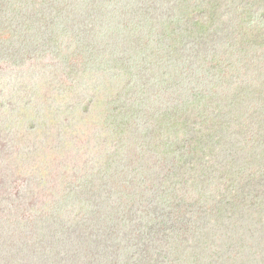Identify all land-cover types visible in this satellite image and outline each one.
Here are the masks:
<instances>
[{"label": "trees", "instance_id": "trees-1", "mask_svg": "<svg viewBox=\"0 0 264 264\" xmlns=\"http://www.w3.org/2000/svg\"><path fill=\"white\" fill-rule=\"evenodd\" d=\"M134 2L84 0L82 6L77 0H0V67H5V76L0 75V97L5 100L6 90L14 94L10 99L23 97V103L11 104L13 119L25 127V138L33 137L28 144L39 143L33 152L48 147L43 153L46 166L40 171L50 172L59 179L57 183L75 170L77 157L90 154L97 167L124 156L118 143L122 131L115 121L120 113L128 112L125 92H146L159 83L160 87L179 86L185 64H191L197 80L208 81L201 93H192L195 99L184 102L168 118L171 126L179 123L184 134L187 130L190 138L172 145L174 167L164 175L165 190L159 193L156 186L155 195L149 198L145 194L144 198L135 188L133 198L138 199L132 200V208L140 223L127 224L128 233L135 236L133 242L120 238V223L113 220L108 202L96 187L90 188L92 195L85 197V191L78 196L81 198L67 200L65 208L55 210L62 220L47 221L44 226L49 223L54 230H61L60 238L66 235L75 244L74 259H89L90 264H127L129 260L132 264L133 254L138 255L128 251L130 244L141 247L142 256L137 259L143 264H264V106L256 105L264 100V0ZM74 11L84 12L85 21L75 24L61 17V13L68 16ZM157 12L168 18L163 20ZM95 14L103 15L107 25L92 18ZM123 17L127 19L123 22L133 21L132 30L140 25L138 35L142 36L137 42L125 41L127 62L109 58L108 40L104 39L111 31L110 22L120 23ZM128 27L124 23L121 30ZM150 32L152 42L161 44L169 54L176 45H189L190 41L202 43L203 49L186 62L181 56L169 57L171 67L167 64L168 69L165 65L161 72L154 53L147 51L146 45L139 48V43L149 44L144 40ZM213 47L217 49L214 57ZM234 58L237 62L231 69L232 62L226 61ZM23 66L29 67L33 76H27ZM214 74L216 81L209 88ZM55 86L60 91L58 97L51 96L50 89ZM185 89L188 92L190 86ZM49 93L51 97L46 98ZM100 135L108 144L98 159L92 154ZM259 138L261 147L254 152ZM250 151L256 154L255 159L250 158ZM63 152L69 158L76 154L75 160L66 162ZM120 183L127 193L133 192L128 177ZM204 199L210 203L207 209ZM101 202L105 204L103 214ZM173 204L178 215L182 213L178 221L163 212ZM120 210L127 218L130 210L125 206ZM151 210L155 216L149 217ZM2 215L11 219L6 210ZM10 224L16 235L20 221ZM60 238L62 252L72 249ZM40 242L34 238L30 245ZM47 254L52 253L49 250ZM54 255L52 263L60 257ZM3 256V262L10 260L7 264H40L35 259L20 262L21 257L16 259L10 253ZM41 256V264H49Z\"/></svg>", "mask_w": 264, "mask_h": 264}, {"label": "rangeland", "instance_id": "rangeland-1", "mask_svg": "<svg viewBox=\"0 0 264 264\" xmlns=\"http://www.w3.org/2000/svg\"><path fill=\"white\" fill-rule=\"evenodd\" d=\"M77 2L80 4L82 3V6H84V0H77ZM160 2H162V0H159V3ZM137 3L138 0H135L133 4L136 5ZM159 12H157V14ZM85 13L87 14L88 12ZM153 13H156V11ZM158 15L161 16L163 20L168 18V16L162 13ZM95 16L96 17L92 18H98L107 25L106 20L102 17L103 15L100 16L99 14H95ZM61 17L66 20H71L75 24L78 20L85 21L83 20L85 17L84 12L76 13L74 11V13L68 16L62 15L61 13ZM136 17L138 18V15ZM122 20L127 19L123 17L120 23H117V21L114 23L110 22L111 24L109 27L111 31L107 33L104 39L108 40L109 49H107V52L110 50L109 58H119L127 62L129 51L128 43L126 45L125 41L128 40L127 38H130L133 43V41L137 42L136 39H140L139 36L141 35H138L140 25H138V28L136 27L135 30H132L133 21L130 23L123 22ZM124 23L126 27H129L121 30V26ZM1 24L0 21V28L2 27ZM151 36V32L148 33L144 42L149 44L139 43V48L146 45V50L154 53L153 56L157 58V65L161 66L158 68V71L161 72H163L165 65L166 69H168L167 64L171 67V64H169L171 63L169 57L173 56L174 58L175 56H181L184 62H186L192 55H195L198 51L203 49L201 48L202 43L190 41L191 44L189 45H176L173 47L172 54H169L166 48L161 49L159 47L161 44L155 41L152 42ZM174 37L175 36H173V38ZM216 51L217 49L213 47L212 56ZM207 55L208 54L205 56ZM30 58L32 59L30 65H33L32 61L34 58L33 56ZM226 62H232V65H230L232 69L233 63L237 62V58L227 60ZM185 65L187 67H185L182 73L183 76H186L187 80H183V76L180 77L178 79L179 86L160 87L159 83L146 89V92H125L126 95L129 96L124 102L129 104V109L126 110L128 112L124 114L120 113L115 121V126H119L118 131H122L121 139L118 143L121 144L120 151L124 156L121 157L119 161H109L108 163L100 164L95 167V165H92L94 160H90V154L77 158L75 154V157H70L73 160L76 158L75 170L71 172V174L68 173V177L60 180L61 182L59 183H57L59 179H55L51 176L50 172L48 173L51 177L40 171V168L46 166V158L43 153L48 151V147L40 152H33V148L36 149L39 143L37 142L36 145L33 142L28 144V141L33 139V137H31V139L30 137L25 138V127H21V123L19 122L17 124L16 119H13L15 115L12 114V108H14L12 105L23 103V97L20 98L15 96V98L10 99V95L14 94L8 92L9 90L5 91V100L3 97H0V102L3 103V106L0 105V264H7V261H10H2L4 260L3 253H10L12 256H16V259L21 257L19 261L23 263L35 259L36 263L41 264L43 263L41 259L43 256H41V254H43L49 264H90L91 262L89 259L83 258V260H81L77 257L75 260L73 256L77 254V252L73 254L75 244L71 242V239L69 237L66 239V235H64L65 237L63 239L60 238L61 235L63 236L62 231L59 229L54 230V227L51 226V224L49 225V223L45 228L44 222L48 221L51 223V221H55L59 223L60 220H62L61 213L58 212L60 216L59 220L55 210L61 211V209L65 208L67 205V200L72 201L75 196V200L81 198L78 196H81L82 192L87 191L85 197L92 195L90 188L93 189V187H96L105 197L108 202V211L111 212L113 220L120 223L117 229L120 238L123 237V240L131 239V242L134 241L132 238L135 236L128 233L127 228L130 226H127V224H130L134 220L135 222L133 223H140L137 210L132 208V200L138 199L133 198L135 188L143 192L144 198L145 194H148L149 198L155 195L154 188H156V186H158L159 193L165 190V187L162 186L164 175L168 173L169 169L174 167V163L171 162V152L173 149L171 146L175 142L187 141L190 138V134L187 130H185L184 134L183 130H180L179 123L171 126L169 124L171 119L168 118L171 117L172 111L179 108L184 102L188 103L194 98L192 93H201L204 84L208 82L200 79L197 80L195 72L190 70L191 64L189 66L187 64ZM23 67V71L27 72V76H33V71L29 70V67ZM4 68L0 67V75L3 77L5 76V73H2L5 70ZM42 71L43 69H41L40 72ZM215 81L216 74L211 76L208 87L211 88ZM187 86H190L188 92H186L185 89ZM56 87L57 86L51 89L49 88L52 93L51 96L54 95V97H58V92L60 91L57 92ZM261 92L262 95H264V81ZM51 96L49 93L46 98ZM256 105L260 107L264 106V100L257 102ZM158 118H160V120H158ZM98 129L99 127H96L94 130L98 131ZM109 135L112 136V133H109ZM36 137V140H38V136ZM98 144L96 151L92 155L101 159L100 155L102 156V152L108 144L104 135H100ZM261 144L262 139L259 138L254 152H258ZM151 145L155 147L149 149ZM254 152L252 154L250 151L251 159H255L254 156L256 154ZM60 155L54 157L60 160L58 158ZM63 156L67 159L66 162L70 159L69 155L65 152H63ZM144 157L145 159L143 160ZM261 167L264 168V160L261 161ZM133 174H137L136 178L132 176ZM126 177L130 180L133 192L127 193L125 186L120 183L121 180ZM154 202L157 203L156 201ZM101 204L103 205L102 202ZM203 204L206 209L210 207V203L207 202L206 199H204ZM104 205L100 208L101 214H103L105 210ZM124 206L126 210H130L127 218L120 210V208ZM151 207L154 206L152 205ZM4 210H6V214L11 218L10 220L9 218L3 217L4 215H2V213ZM72 211L74 213L75 210ZM163 212L168 217H178L177 221L182 214L178 215L180 212L174 208V204L165 207ZM148 216H155V214L151 210ZM33 219H35L36 224ZM12 220L16 223L20 221V224L15 228L16 235L11 232V229L14 227L13 224H10ZM24 221L26 222V226H24ZM192 223L193 222L190 223V226H192ZM181 224L183 227H187L184 223ZM5 232H8V234L5 235ZM52 233H55L54 237H51ZM56 236L58 238H56ZM11 237H14V239H9ZM34 238L39 242L40 240L43 242L41 241L31 246L30 243H32ZM59 238L60 240L66 239V243L68 241V245L71 246L72 249L67 247L70 248L68 252H62L60 248L63 247L58 242ZM69 242L71 243L69 244ZM5 246H7L6 249H4ZM20 250H22V252L18 253ZM49 250L52 256H55V252L60 255V257H57V262L52 263L51 255L47 254ZM131 250L134 251L138 257L142 256L140 246L130 244L128 251ZM138 257H135V254H133L132 264L144 263L140 258L137 259ZM160 260H164V258L157 259V261Z\"/></svg>", "mask_w": 264, "mask_h": 264}, {"label": "clouds", "instance_id": "clouds-1", "mask_svg": "<svg viewBox=\"0 0 264 264\" xmlns=\"http://www.w3.org/2000/svg\"><path fill=\"white\" fill-rule=\"evenodd\" d=\"M172 147V146H171Z\"/></svg>", "mask_w": 264, "mask_h": 264}]
</instances>
